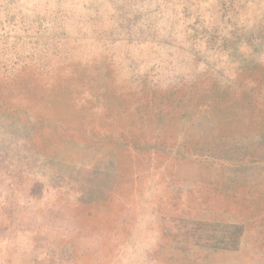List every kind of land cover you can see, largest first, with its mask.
Wrapping results in <instances>:
<instances>
[{
  "label": "rangeland",
  "instance_id": "rangeland-1",
  "mask_svg": "<svg viewBox=\"0 0 264 264\" xmlns=\"http://www.w3.org/2000/svg\"><path fill=\"white\" fill-rule=\"evenodd\" d=\"M0 264H264V0H0Z\"/></svg>",
  "mask_w": 264,
  "mask_h": 264
}]
</instances>
